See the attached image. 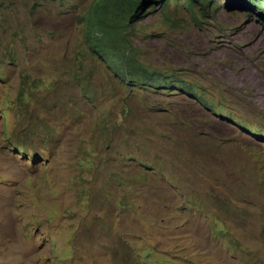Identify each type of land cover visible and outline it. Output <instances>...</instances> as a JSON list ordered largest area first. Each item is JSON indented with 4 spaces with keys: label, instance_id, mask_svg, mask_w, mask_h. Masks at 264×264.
Instances as JSON below:
<instances>
[{
    "label": "rangeland",
    "instance_id": "1",
    "mask_svg": "<svg viewBox=\"0 0 264 264\" xmlns=\"http://www.w3.org/2000/svg\"><path fill=\"white\" fill-rule=\"evenodd\" d=\"M92 1L0 0V264H264V21L148 6L138 61L196 84L160 93L88 48Z\"/></svg>",
    "mask_w": 264,
    "mask_h": 264
},
{
    "label": "trees",
    "instance_id": "2",
    "mask_svg": "<svg viewBox=\"0 0 264 264\" xmlns=\"http://www.w3.org/2000/svg\"><path fill=\"white\" fill-rule=\"evenodd\" d=\"M170 1L174 2L172 7L176 9L180 5L191 8L195 2V0H166V4ZM209 1L201 0V3L208 5ZM244 1L249 3L251 13L264 19V0ZM157 4L163 11L169 9L162 5V0H93L78 19L82 25L83 39L88 48L108 63V67L117 77L128 80L129 86L151 91L159 90L160 93L175 87L177 91L196 93V85L192 82L185 80L175 72L165 73L144 66L136 57L134 46L129 38L130 30L135 20L142 19L146 14L145 7L154 8ZM71 6L70 9L74 11L73 4ZM199 98L203 104L216 111L213 100L207 101L204 97ZM19 101L23 100L17 96L16 103L18 104ZM19 143L21 142H14L12 145ZM18 146L24 147L25 145ZM43 157L42 161L47 162V157Z\"/></svg>",
    "mask_w": 264,
    "mask_h": 264
},
{
    "label": "clouds",
    "instance_id": "3",
    "mask_svg": "<svg viewBox=\"0 0 264 264\" xmlns=\"http://www.w3.org/2000/svg\"><path fill=\"white\" fill-rule=\"evenodd\" d=\"M195 1H196V0H195ZM241 1L243 2V3H242L243 6H233L231 9H235V10H239V11L246 10L247 12L251 13L250 10H249V3H246L244 0H241ZM162 2H163V0H162ZM209 2H210V1H209ZM232 2H234V0H231L229 4H231ZM164 3H166V0H165ZM172 3H174V2L170 1V2L167 3V4H170V5H171ZM180 3H181V2H180ZM162 4H163V3H162ZM208 4H209V3H208ZM229 4H228V5H229ZM180 6H181V5H180ZM203 6H204V7H207L208 5H203V4H202V7H203ZM204 7H203V8H204ZM146 8H147V7H145V10H146ZM167 8H169V7H167ZM145 10H144V11H145ZM165 11H166V10H165ZM145 12L147 13V11H145ZM202 13H203V12H202ZM251 14H253V13H251ZM256 17H257V15H256ZM257 18H258V19H261V20L264 21L263 18H259V17H257ZM195 85H196V84H195ZM211 100H212V99H211Z\"/></svg>",
    "mask_w": 264,
    "mask_h": 264
},
{
    "label": "water",
    "instance_id": "4",
    "mask_svg": "<svg viewBox=\"0 0 264 264\" xmlns=\"http://www.w3.org/2000/svg\"><path fill=\"white\" fill-rule=\"evenodd\" d=\"M165 2V0H163V2L162 3H164Z\"/></svg>",
    "mask_w": 264,
    "mask_h": 264
}]
</instances>
